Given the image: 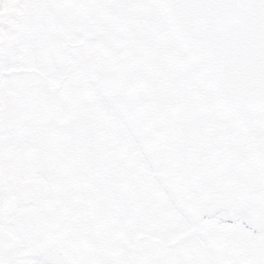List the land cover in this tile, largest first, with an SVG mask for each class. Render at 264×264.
Instances as JSON below:
<instances>
[{
  "label": "snow or ice",
  "instance_id": "snow-or-ice-1",
  "mask_svg": "<svg viewBox=\"0 0 264 264\" xmlns=\"http://www.w3.org/2000/svg\"><path fill=\"white\" fill-rule=\"evenodd\" d=\"M0 264H264V0H0Z\"/></svg>",
  "mask_w": 264,
  "mask_h": 264
}]
</instances>
